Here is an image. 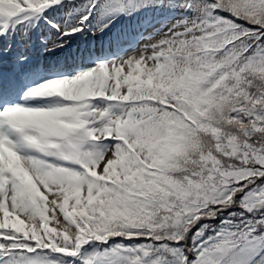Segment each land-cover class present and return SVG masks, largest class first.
I'll return each instance as SVG.
<instances>
[{
	"label": "snow or ice",
	"instance_id": "obj_1",
	"mask_svg": "<svg viewBox=\"0 0 264 264\" xmlns=\"http://www.w3.org/2000/svg\"><path fill=\"white\" fill-rule=\"evenodd\" d=\"M0 264H264V0H0Z\"/></svg>",
	"mask_w": 264,
	"mask_h": 264
},
{
	"label": "rangeland",
	"instance_id": "obj_2",
	"mask_svg": "<svg viewBox=\"0 0 264 264\" xmlns=\"http://www.w3.org/2000/svg\"><path fill=\"white\" fill-rule=\"evenodd\" d=\"M77 47L80 50H95L97 52H99L101 50V48L103 47V44L101 43V40L99 39H92L91 37H89L86 41L83 42H79ZM44 61H41V63H43ZM61 63L65 64V61L63 60V58H61ZM78 63V61L75 60H68L65 64L66 67L71 68L74 67L76 64Z\"/></svg>",
	"mask_w": 264,
	"mask_h": 264
}]
</instances>
